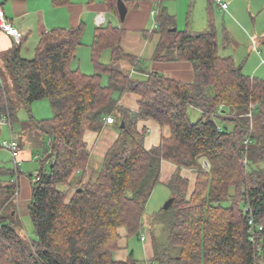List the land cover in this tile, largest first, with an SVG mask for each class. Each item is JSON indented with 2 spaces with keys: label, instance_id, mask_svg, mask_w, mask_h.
I'll return each mask as SVG.
<instances>
[{
  "label": "trees",
  "instance_id": "trees-1",
  "mask_svg": "<svg viewBox=\"0 0 264 264\" xmlns=\"http://www.w3.org/2000/svg\"><path fill=\"white\" fill-rule=\"evenodd\" d=\"M69 2L53 0L56 6ZM105 2L119 14L118 0ZM125 2L128 9L139 4ZM214 3L209 0V25L201 33L177 28L165 9L157 15L160 41L154 59L192 62L196 77L190 83L148 70L144 60L123 48L125 29L111 22L96 29L91 74L74 67L83 25L46 31L31 59L21 56L19 46L8 52L5 69L17 94L27 104L50 99L54 115L31 117L50 138L29 206L37 240L3 215L0 198V264H139L133 254L116 258L124 238L120 230L128 238L141 236L164 161L178 167L167 186L175 196L171 245L181 252L172 256L170 247L155 244L149 263L264 264V169L255 167L264 162V145L250 131L252 125L264 130V78L245 74L231 55L220 54ZM105 51L110 52L108 63ZM1 81L0 117L16 118V103ZM125 92L140 97L137 111L120 104ZM190 107L202 111L196 122ZM110 115L119 137L86 180L91 151L85 132L102 130ZM145 120L168 127L171 135L146 148L147 130L139 129ZM202 158L210 162L209 169L201 168ZM183 168L197 172L192 194ZM6 172L0 166V174Z\"/></svg>",
  "mask_w": 264,
  "mask_h": 264
},
{
  "label": "rangeland",
  "instance_id": "rangeland-1",
  "mask_svg": "<svg viewBox=\"0 0 264 264\" xmlns=\"http://www.w3.org/2000/svg\"><path fill=\"white\" fill-rule=\"evenodd\" d=\"M228 1L231 7L229 10L230 12L220 9L216 3L213 4L214 12L212 13L214 14L218 32L219 51L222 54L224 50H226V52L233 57L236 65L243 67V72L245 74L251 77L264 78V0ZM164 2L175 14V22L180 29H186L185 27L187 24L192 28V26L198 25L199 21H202L203 27L201 30L196 31H202L206 28L210 14L209 0H164ZM108 22L117 25L119 19L118 17L113 18L110 14V16H108ZM154 22L155 21H153L152 24ZM90 30L91 28L89 25L83 36L84 45L79 50L76 64L74 63L76 66L80 65L82 71L94 70L92 64V48L89 44L93 41V32H90ZM103 61L105 63L110 61L109 51H105ZM92 73H94V71ZM1 77L5 85L8 86L13 100L16 103L17 124L15 123L14 125V133L16 136H21L22 140L25 139V148L31 145L34 146L32 149H34L35 157L30 162L22 163L20 168V171L25 174L24 176L33 174L32 178L34 183L36 173L40 169L41 157L45 149L49 146V136L39 131L30 117L34 116V118L39 120L52 118L54 115L52 103L48 98L34 101L31 104L25 103L17 94L14 84L15 81L9 74V70L2 71ZM238 112L237 109H234L233 115H238ZM189 113L192 122L198 121L202 116V111L196 107H190ZM241 116L244 117L246 115L242 114ZM2 126L4 129L0 137V166H3L7 170L6 173L0 174V198L5 203L3 215L7 217L9 221H13L16 228L22 230L29 239L37 240L36 227L29 211L32 195L29 194V196L26 197L24 192L19 195L20 183L17 175L13 173L15 164L12 152L8 148L2 146L5 140H11V128L8 122L5 121L2 122ZM252 126L250 131L256 135L257 139L255 140H259L260 144L264 145V130L259 126H254V128ZM116 128L118 129L117 125ZM36 154H39V159ZM200 161L202 169H209L211 167L208 159L202 158ZM255 167L264 169V162L255 165ZM195 173L196 176H198L196 170ZM91 177L90 171L86 180L91 179ZM60 187L66 188V186ZM193 188L194 187H192L190 194L194 191ZM74 191L75 189H73L72 193H74ZM173 197H175L173 192L165 184H160L154 189L146 207L143 218V230L141 233V235L144 234L143 236H145L146 240L148 238V244L152 249L151 255L146 258L143 242L139 239L140 235L130 240L132 249L137 253L139 264H150L148 259L154 256L153 249L155 244L159 249L170 247L172 256L180 255V247L171 245L169 235L171 231L170 222L174 214V209L165 208L167 202ZM151 264L157 263L154 262Z\"/></svg>",
  "mask_w": 264,
  "mask_h": 264
},
{
  "label": "crops",
  "instance_id": "crops-1",
  "mask_svg": "<svg viewBox=\"0 0 264 264\" xmlns=\"http://www.w3.org/2000/svg\"><path fill=\"white\" fill-rule=\"evenodd\" d=\"M225 1L229 3L228 0ZM164 3V0H139V4L137 6L129 8L125 20L122 21L119 14L117 15L109 11L105 0H70L69 4L63 6H56L53 3V0H0V6L4 9L7 18L25 33L24 39L19 45L21 56L24 58L31 59L34 57L37 45L39 44L42 35L51 29H72L83 25L85 28V34V30L90 25V32H93L92 34L94 40L96 29L107 24L108 16L111 14L113 18L118 17L119 23L117 25L122 26L125 29L122 46L127 53L131 54L133 57L144 60V64L148 66V70L152 72H158L170 79L180 82H193L196 77V72L192 62L184 60L163 61L154 59V55L160 41V30L158 28L159 23L157 22L158 13H161L165 9L175 18V14ZM217 6L219 7V5ZM230 8L231 7L229 5L228 10L225 11H229ZM155 11L156 14L154 13ZM101 17L104 18V21L100 20ZM153 21L155 22L152 24ZM208 25L209 21L206 28L202 31H196L201 30L203 27L202 21H199L198 25L192 26V28H190V25L187 24L185 28L190 30L192 29L191 31L194 33H201L207 29ZM177 28L179 27L177 26ZM82 42H84L83 39ZM92 43L93 41L89 43L90 46ZM83 45L84 43L81 45L79 50L83 47ZM15 46L16 43L12 37L8 36L4 32H0V66L2 67V71H6V55ZM221 55H229V53L224 50ZM74 63L76 64V61ZM74 67L81 69L80 65H75ZM93 71L87 70L83 72L91 74ZM119 101L125 108L133 111H137L139 109L140 97L133 92H125L121 94ZM4 121L8 122L11 128V139L15 138L20 142L21 164L30 162L35 157L34 149H32L34 146L31 145L32 147L27 146L28 148H25V139L22 140L21 136L15 135L14 125L15 123L17 124V122L14 117L12 119L10 117L8 121L5 120L4 116L0 117V137L3 134L4 128L2 126V122ZM31 121L33 122L32 118ZM139 129L141 131L144 129L147 130L145 145L148 149L158 145L163 136L169 137L171 135V131L168 127L163 128L154 120L141 121L139 123ZM118 136L119 129L116 128L115 124L110 123H107L100 131L87 130L85 132V141L87 142L88 149L91 151V167L88 169L87 177L93 169H100L104 155ZM48 142H50V138ZM36 156L38 159L40 158L39 154H36ZM20 168L21 165L18 168L19 172L15 173L20 183L19 195L24 192L25 196L28 197L29 194L32 195L33 174L24 176L25 174L20 171ZM177 168V165L169 161H164L162 163V183L160 184H165L167 186V182L171 179ZM182 175L190 180V186L192 188L196 180L195 170L184 168ZM120 231L124 238L120 240V249L115 252L116 258L118 260H126L131 254L137 258V253L134 249H132L130 244V240L134 237H125L126 231ZM143 235L144 234H142L139 239L143 242L144 253L146 258H148V256L151 255L152 249L148 244V238L145 241L142 240L141 237Z\"/></svg>",
  "mask_w": 264,
  "mask_h": 264
},
{
  "label": "built area",
  "instance_id": "built-area-1",
  "mask_svg": "<svg viewBox=\"0 0 264 264\" xmlns=\"http://www.w3.org/2000/svg\"><path fill=\"white\" fill-rule=\"evenodd\" d=\"M217 3L219 7L223 10H228L229 8V3L225 0H217ZM156 14V11L154 12ZM101 21H104V18L101 17ZM0 32L6 33L8 36L12 37L16 43V46H19L25 36V33L20 30L15 24H13L8 18L7 15L4 11V9L0 6ZM1 78H0V83H1ZM6 121H8L10 118L4 117ZM105 120L107 123L113 124L115 123V118L110 115L105 117ZM2 146L5 148H8L13 155L14 158V164H15V169L18 172V168L21 165V159H20V151H21V145L19 140L12 138L11 140H5L2 143ZM209 166V165H208ZM205 167V166H204ZM210 167V166H209ZM250 208L247 207L246 210L248 211ZM252 223V222H251ZM142 240L145 241L146 238L145 236H142Z\"/></svg>",
  "mask_w": 264,
  "mask_h": 264
},
{
  "label": "water",
  "instance_id": "water-1",
  "mask_svg": "<svg viewBox=\"0 0 264 264\" xmlns=\"http://www.w3.org/2000/svg\"><path fill=\"white\" fill-rule=\"evenodd\" d=\"M128 6L125 2V0H118V13L122 21L125 20L127 13H128ZM176 28H174L175 30ZM124 122L122 123V127H124ZM175 202V197L171 198L167 204L165 205L166 209H169Z\"/></svg>",
  "mask_w": 264,
  "mask_h": 264
}]
</instances>
